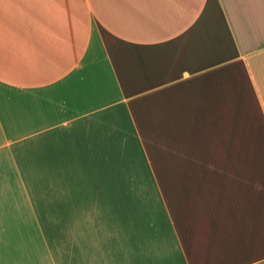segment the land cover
Segmentation results:
<instances>
[{
  "label": "crops",
  "instance_id": "1",
  "mask_svg": "<svg viewBox=\"0 0 264 264\" xmlns=\"http://www.w3.org/2000/svg\"><path fill=\"white\" fill-rule=\"evenodd\" d=\"M258 108L264 0H0V264H264Z\"/></svg>",
  "mask_w": 264,
  "mask_h": 264
},
{
  "label": "rangeland",
  "instance_id": "2",
  "mask_svg": "<svg viewBox=\"0 0 264 264\" xmlns=\"http://www.w3.org/2000/svg\"><path fill=\"white\" fill-rule=\"evenodd\" d=\"M262 110L263 109L258 108L257 116L245 120L246 124L250 123V126L257 130V149L255 162H264V112ZM246 124L242 121V125L246 126Z\"/></svg>",
  "mask_w": 264,
  "mask_h": 264
}]
</instances>
